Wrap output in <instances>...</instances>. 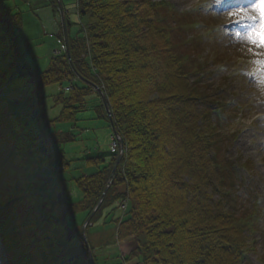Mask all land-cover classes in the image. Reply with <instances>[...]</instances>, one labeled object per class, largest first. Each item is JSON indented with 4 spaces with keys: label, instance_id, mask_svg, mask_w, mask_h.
I'll return each instance as SVG.
<instances>
[{
    "label": "trees",
    "instance_id": "obj_1",
    "mask_svg": "<svg viewBox=\"0 0 264 264\" xmlns=\"http://www.w3.org/2000/svg\"><path fill=\"white\" fill-rule=\"evenodd\" d=\"M48 4L57 16L55 0ZM76 4L85 25L74 37L65 12L73 67L63 51L38 72L21 52L22 13L0 0V247L8 264H91L78 228L109 184L116 157L65 151L86 141L78 115L88 111L91 84L105 88L125 153L86 241L88 229L107 233L114 224L117 241L135 244L126 264H249L242 253L253 248L245 235L254 217L237 204L239 175L223 160L221 113L206 104L202 69L179 46L184 28L192 31L189 17L142 0ZM57 39L60 45L61 31ZM193 39L185 41L189 52L199 47ZM65 83L52 97L58 114L50 121L41 91ZM68 124L73 131H52ZM69 187L78 201L68 200ZM126 201L117 220L114 204Z\"/></svg>",
    "mask_w": 264,
    "mask_h": 264
},
{
    "label": "rangeland",
    "instance_id": "obj_2",
    "mask_svg": "<svg viewBox=\"0 0 264 264\" xmlns=\"http://www.w3.org/2000/svg\"><path fill=\"white\" fill-rule=\"evenodd\" d=\"M29 1H31V6H29ZM60 1L62 6H64L63 9L68 11L71 21L75 24L69 31L70 36L74 37L77 30L85 25V20L80 19L77 15L75 9L77 7L76 0ZM142 1L149 2L151 5L166 4L169 9L177 12L180 16L190 14V18L188 19L196 24V28L193 27L194 31L184 28L179 46L182 48L181 52L184 55L188 54L191 59L193 58L196 66L198 65L202 69L200 80L208 95L206 104L209 103V107H212V109L224 108L223 120L219 123L224 138L223 147L221 148L223 151V160L238 167L241 173V179H244L241 183L243 187H237L235 189L236 198L238 199L237 204H239L242 211L248 212L247 218L249 216L253 218L254 210L252 206L255 203L254 206L259 215L257 219H253L252 233H246L245 235L249 247L253 246L252 250L247 253L246 261L249 264H264V147H259V142L264 143V136H261V133L264 135V121H261V124H258V121H256V118L258 119L263 115L264 109L260 111V106L262 105H254L246 98L245 91L247 82L240 79L237 75L242 66L238 62L239 58L230 50H225L222 46L213 43V28L216 21L212 18L211 13L227 12V10H224L227 4L220 3L215 5L216 8L214 6L212 9L205 10L202 8V5L206 0ZM4 2L7 6L15 7L16 11L22 13L23 26L17 34L21 44V52L25 55V61L30 66L36 68L38 72H45L48 69L50 59H54L59 51L65 50L63 42H60L62 46L57 45V34L61 31L62 36V27L56 0L57 16L54 15L49 7V0H4ZM66 10L65 12H67ZM179 21L183 22V24L186 22L184 18ZM68 28L69 26L66 27V30ZM192 39L194 43H199V47L189 52V49L185 48L187 46L185 41ZM198 70L199 68L196 71L198 72ZM74 74L79 79L78 77L80 76L75 72ZM93 77L97 80L95 74H93ZM79 80L82 83L86 82L84 79ZM68 86L69 83H65L63 86H52L41 91L42 96L44 94L46 96L44 97L46 99L45 103L50 121H53L58 114V110L54 107L52 97L59 94L61 87L64 90ZM90 88L93 91V96L89 98L87 104L88 111L84 116L78 115V119H86V121H89L90 118V122L85 121V123L83 122L81 124V127L86 129L84 133L82 132L81 139L84 138L86 141L65 146L66 148H64L67 154H76L75 151L77 150V153L80 152L89 156L94 155L98 157L96 154L109 153V150L113 148L112 143L109 142L111 136L110 128L107 127L102 118H96L98 113H95V108L99 106L96 111L98 112L101 109L106 116L108 115L100 97L102 94L106 98L105 88L103 84H91ZM201 110L203 111V109ZM108 112L110 114L109 107ZM52 127L54 133L73 131V126L71 127L70 124L53 125ZM73 134L76 136L75 133ZM79 138L77 137V139ZM107 156L109 155L105 156V163H109ZM70 157L72 160L75 159L74 155ZM64 177L68 180L66 176ZM80 198V194L74 188H70L68 200L78 201ZM114 215L117 218L121 216V213L116 212ZM80 221L81 218L78 219V222ZM84 221L81 222L82 225L80 224L78 230L80 229L81 231ZM98 226H100V223ZM107 228L109 230L107 233L102 232V229L99 228L95 230L88 229L89 236H87V240L92 250L93 261L95 258L98 260V264H102L100 261H104L106 264H126L124 262L130 251L135 249L134 242L117 241V231L114 224L108 225ZM135 263H141V259L139 258L132 262V264Z\"/></svg>",
    "mask_w": 264,
    "mask_h": 264
},
{
    "label": "clouds",
    "instance_id": "obj_3",
    "mask_svg": "<svg viewBox=\"0 0 264 264\" xmlns=\"http://www.w3.org/2000/svg\"><path fill=\"white\" fill-rule=\"evenodd\" d=\"M221 0H206L205 10L212 9ZM252 5H255L254 7ZM264 6L253 3L223 13L212 12L216 21L213 28V43L230 50L242 65L238 76L247 82L246 98L254 105H264V48H257L261 33H264Z\"/></svg>",
    "mask_w": 264,
    "mask_h": 264
},
{
    "label": "water",
    "instance_id": "obj_4",
    "mask_svg": "<svg viewBox=\"0 0 264 264\" xmlns=\"http://www.w3.org/2000/svg\"><path fill=\"white\" fill-rule=\"evenodd\" d=\"M56 2H57V6H58L59 15L61 17L62 37H63V41H64L65 54H66L67 60L70 63V66L72 67L71 62H70V53H69V48H68V37H67V30H66V27H68L70 25L66 21L65 12H64L63 6L61 4V1L60 0H56ZM100 97H101V100H102V104H103V106H104V108H105V110H106V112H107V114L109 116L110 114L108 112L106 98L102 94H101ZM109 125H110L111 129L113 130V123H112V120L111 119L109 120ZM113 134L119 140V145H120L119 154H118V156L116 158V162L114 164L113 171L110 174L109 184L105 187L103 193L101 194V197H100L98 203L96 204L95 208L91 211L90 215L86 219L85 225L91 220V218L94 216V214L96 213V211L100 208V205H101V203H102V201H103V199H104V197H105V195H106V193H107L110 185L113 183V172L116 170V167L118 166V164H119V162H120V160L122 158V154H123L122 153V151H123V140L119 137V135L116 132H113ZM85 225L81 229V236H82L83 241H84V245H85V249H86L87 255H88L91 263L93 264L92 254H91V251L89 249L88 243L86 242V238H85Z\"/></svg>",
    "mask_w": 264,
    "mask_h": 264
},
{
    "label": "snow or ice",
    "instance_id": "obj_5",
    "mask_svg": "<svg viewBox=\"0 0 264 264\" xmlns=\"http://www.w3.org/2000/svg\"><path fill=\"white\" fill-rule=\"evenodd\" d=\"M219 2V0H218ZM255 3L256 4H259L261 6H264V0H255ZM253 7L255 5H252ZM238 11H246L245 9H237ZM262 11H264V8H262ZM256 47L257 48H264V33H261V36H260V39H259V42L256 43Z\"/></svg>",
    "mask_w": 264,
    "mask_h": 264
},
{
    "label": "bare ground",
    "instance_id": "obj_6",
    "mask_svg": "<svg viewBox=\"0 0 264 264\" xmlns=\"http://www.w3.org/2000/svg\"><path fill=\"white\" fill-rule=\"evenodd\" d=\"M236 1V0H235ZM237 1H240L241 2V5H245V6H249L251 5V3L248 2V0H237ZM264 109V105L260 106V111ZM261 136H264L263 133H261ZM262 143V144H260ZM264 147V143L263 142H259V147Z\"/></svg>",
    "mask_w": 264,
    "mask_h": 264
},
{
    "label": "built area",
    "instance_id": "obj_7",
    "mask_svg": "<svg viewBox=\"0 0 264 264\" xmlns=\"http://www.w3.org/2000/svg\"><path fill=\"white\" fill-rule=\"evenodd\" d=\"M111 142H112V147H113L111 150L112 151L117 150V144H116V142L113 139L111 140Z\"/></svg>",
    "mask_w": 264,
    "mask_h": 264
}]
</instances>
